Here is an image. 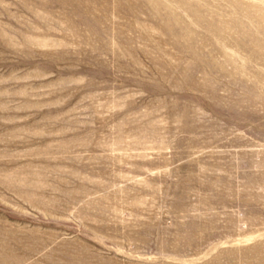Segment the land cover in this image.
Here are the masks:
<instances>
[{
    "label": "rangeland",
    "instance_id": "rangeland-1",
    "mask_svg": "<svg viewBox=\"0 0 264 264\" xmlns=\"http://www.w3.org/2000/svg\"><path fill=\"white\" fill-rule=\"evenodd\" d=\"M0 264H264V0H0Z\"/></svg>",
    "mask_w": 264,
    "mask_h": 264
}]
</instances>
